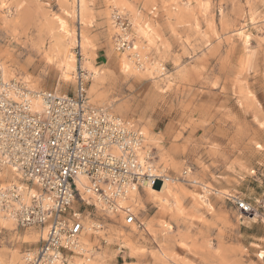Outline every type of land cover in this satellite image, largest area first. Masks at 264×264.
<instances>
[{
    "label": "rangeland",
    "instance_id": "374dc122",
    "mask_svg": "<svg viewBox=\"0 0 264 264\" xmlns=\"http://www.w3.org/2000/svg\"><path fill=\"white\" fill-rule=\"evenodd\" d=\"M114 9L129 16L141 67L114 47ZM62 42L74 58L69 79ZM79 61L89 103L139 127L170 177L128 200L139 226L103 215L104 228L82 239L92 257L70 261L264 264V0H0L5 78L71 93ZM187 167L204 193L177 180ZM12 179L4 168L0 183ZM8 220L0 217V264H25L40 231Z\"/></svg>",
    "mask_w": 264,
    "mask_h": 264
},
{
    "label": "built area",
    "instance_id": "2783aa9c",
    "mask_svg": "<svg viewBox=\"0 0 264 264\" xmlns=\"http://www.w3.org/2000/svg\"><path fill=\"white\" fill-rule=\"evenodd\" d=\"M111 20L115 49L141 67L128 14L114 9ZM83 75L79 61L73 92L60 93L0 71V173L9 168L16 181L0 183V211L41 234L25 264H73L72 256L89 261L94 249L80 239L104 228L101 217L122 215L126 226H139L127 203L131 194L170 177L158 171L139 127L88 102ZM188 172L177 180L202 194L206 185L186 178ZM80 177L86 182L79 184ZM232 201L242 212L252 208L240 197Z\"/></svg>",
    "mask_w": 264,
    "mask_h": 264
},
{
    "label": "bare ground",
    "instance_id": "6f19581e",
    "mask_svg": "<svg viewBox=\"0 0 264 264\" xmlns=\"http://www.w3.org/2000/svg\"><path fill=\"white\" fill-rule=\"evenodd\" d=\"M117 10H119V9H117ZM113 11V10H112ZM119 11H122V10H119ZM122 12H124V11H122ZM79 44H80V42H79ZM55 47V46H54ZM135 48H136V46H135ZM57 52V51H56ZM59 52H61V57H60V59L58 60L59 61V63L61 64H59L60 66H62V71H63V75H64V77L66 78V79H69V77H70V72L73 70V68H74V64H73V62H74V58H73V54L72 53H69V51H68V43L67 42H62V43H60L59 44ZM139 53V52H138ZM58 53H56V55H57ZM60 55V54H59ZM57 57H58V55H57ZM141 57V56H140ZM131 58V57H130ZM84 76L86 77V78H88V74L85 72V74H84ZM88 102H89V100H88ZM105 109V108H104ZM112 113V112H111ZM122 118H124V117H122ZM124 119H126V118H124ZM141 132H142V134H143V136H144V141H145V135H144V133H143V131L141 130ZM146 143V142H145ZM154 162H155V160H154ZM12 174H13V179L11 180V181H14V183H16V181H15V179H14V173L12 172ZM79 184H81V183H85L86 182V179L85 178H83V177H80L79 178ZM8 183H10V181L8 182ZM8 183H5V185L6 184H8ZM165 182H163L162 184L160 183V185H159V187H157V188H154V186H150V185H146L145 186V188H144V190L147 188V187H150V188H153L154 190H158V189H163L164 187H165V184H164ZM154 190H150V192L151 193H161L160 191L158 192V191H154ZM207 190V189H206ZM205 190V191H206ZM32 192V191H31ZM169 192V191H168ZM167 192V193H168ZM204 193V192H203ZM137 196H138V194H137V191L136 192H134V193H132L131 194V198L130 199H132V200H134V199H136L137 198ZM157 196V195H156ZM128 203V202H127ZM0 217L3 219V220H5V221H9L8 220V218H7V216H5L4 214H1L0 215ZM40 237H41V234H40ZM84 237V236H83ZM83 237L80 239L81 240V243L83 244V242H82V239H83ZM84 245V244H83ZM23 264V263H22Z\"/></svg>",
    "mask_w": 264,
    "mask_h": 264
}]
</instances>
